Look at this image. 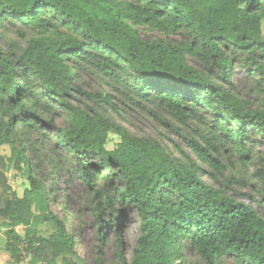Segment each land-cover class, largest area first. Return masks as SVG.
Segmentation results:
<instances>
[{
	"label": "trees",
	"instance_id": "16d2710c",
	"mask_svg": "<svg viewBox=\"0 0 264 264\" xmlns=\"http://www.w3.org/2000/svg\"><path fill=\"white\" fill-rule=\"evenodd\" d=\"M3 23L36 34L17 55L0 50V147H9L4 158L28 181L22 197L6 199L0 211L11 264L28 253L31 264H77L68 197L63 218L53 209L66 176L92 197L100 246L114 231V264H189L190 254L204 264H264V220L204 179L224 178L219 150L227 145L243 165L252 135L264 151V100L249 110L227 88L236 61L264 82V0H0ZM144 27L185 40L145 39ZM69 64L101 75L192 156L179 149L174 157L157 140L76 106L99 95L73 85ZM111 135L118 142L107 150ZM127 209L138 225L129 263L119 236ZM44 224L54 230L46 238L38 232Z\"/></svg>",
	"mask_w": 264,
	"mask_h": 264
},
{
	"label": "rangeland",
	"instance_id": "374dc122",
	"mask_svg": "<svg viewBox=\"0 0 264 264\" xmlns=\"http://www.w3.org/2000/svg\"><path fill=\"white\" fill-rule=\"evenodd\" d=\"M139 31L145 39L164 40L172 44H178L185 40L179 33L164 34L147 27L141 28ZM35 36L36 34L26 27L18 24L3 23L0 27V50L7 56L17 55L26 44V41ZM187 61L192 66H197L194 59L188 58ZM68 66L74 75L73 85H78L87 92L99 95L95 100H86L80 97L83 101L81 103L76 102V106L82 108L85 106L89 111L97 112L112 123L122 126L133 136L157 140L174 157H181L179 149L192 156L188 148L176 135L161 127L147 110L128 104L116 91V87L110 85L101 75L83 65L69 64ZM230 73V86L227 88L243 103L244 107L249 110H259L264 100V82H259L257 77L252 76L250 72L247 73L246 68H240L237 65V61L235 69H232ZM106 101H109V104ZM164 118L171 121L168 116L164 115ZM59 123L61 124V122ZM195 126L196 124L192 123V126L186 131L189 133V130ZM109 139L106 148L107 150H112L118 139L114 135H111ZM251 140L253 146L252 144L249 145V159L246 161V165H243L239 160L237 152H234L232 147L227 145L226 151L219 150V160L225 166L224 178H219L217 182L207 177L204 179L214 189L220 191L222 195L252 207L264 220V151L262 146L259 145L261 139L258 135H252ZM14 147H17V143L14 144ZM9 154L10 149L8 146L0 147V211H2L1 209L5 205L6 199L13 200L15 196L22 197L23 191L28 187L26 173L22 172L16 175L8 165L4 156ZM231 177L239 180L243 185L227 183L226 180ZM59 186L63 190L64 196H61L62 194L59 195L60 203H55L53 209L60 218H63L66 207V204L63 203L66 202H61V199L62 197H68V202L75 217L69 219L68 216H65V221L67 223L74 222L75 248L79 258L77 264H95L96 259L99 257L101 264L116 263L115 233L112 229L109 230L104 245L100 246L92 212L94 203L87 189L77 178L69 180L67 176L59 182ZM125 215L126 220L119 236L123 246L125 261L129 263L132 250L138 238V225L136 216L131 209H127ZM1 218L0 215V222ZM66 225L69 226L70 224ZM2 231L3 229L0 230V251L5 244ZM16 232L22 238L25 236L22 227L16 228ZM38 232L40 236L46 238L54 230L51 225L44 224L39 226ZM99 246L100 248H98ZM99 249L101 254H99ZM188 258L189 264H204L196 255L190 254ZM32 259L33 257L30 253L25 254L24 260L20 264H31L33 263ZM37 264L55 263L41 261ZM56 264H60V261H57ZM222 264L235 263L231 259L226 258L223 259Z\"/></svg>",
	"mask_w": 264,
	"mask_h": 264
},
{
	"label": "crops",
	"instance_id": "0c3cea01",
	"mask_svg": "<svg viewBox=\"0 0 264 264\" xmlns=\"http://www.w3.org/2000/svg\"><path fill=\"white\" fill-rule=\"evenodd\" d=\"M1 251H0V256H1L0 264H9L11 262L9 254L4 250V248Z\"/></svg>",
	"mask_w": 264,
	"mask_h": 264
}]
</instances>
